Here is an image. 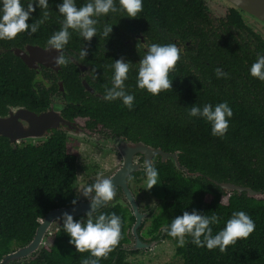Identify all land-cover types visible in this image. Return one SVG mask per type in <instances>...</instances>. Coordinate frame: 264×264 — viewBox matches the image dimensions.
<instances>
[{
    "label": "trees",
    "instance_id": "trees-1",
    "mask_svg": "<svg viewBox=\"0 0 264 264\" xmlns=\"http://www.w3.org/2000/svg\"><path fill=\"white\" fill-rule=\"evenodd\" d=\"M28 2L21 0L25 8ZM87 2L75 0L77 7ZM48 3L50 16L35 34L21 33L11 41L0 40V114H5L8 107L15 105L38 112L48 104L41 80L36 79L38 75L10 50L25 43L44 47L53 32L59 30L56 6L62 0H48ZM116 4L119 6V0ZM42 12L37 8L27 23L41 18ZM211 20L203 0H143V10L136 19H128L120 13L100 17L97 36L91 41H84L72 32L65 54L88 66L90 77L96 76L93 78L94 87L102 96L85 93L79 69L69 63L61 66L59 72L67 100L62 111L67 117L72 114L88 116L94 124L108 127L131 141H142L166 152H177V161L186 171L177 170L170 159L153 161L158 171L157 200L154 210L148 213H151L148 224L144 226L141 222L137 230L140 239L142 236H148L149 241L160 236L173 239L163 229L183 212L191 213L193 210L208 216L214 212L220 217V222L211 226L215 235L225 227L233 212L243 211L255 223V229L247 239L238 240L222 254L219 249L197 248L191 243V237H186L188 242L184 247L177 245L175 255L181 259V264H264V200L250 198L244 192L239 195L235 191L226 192L216 184L230 182L264 192V118L252 116L251 106L235 102L228 91L225 95L233 115L223 137H213L210 124L202 118L188 116L193 105L203 109L210 102L209 97L220 98L215 73L218 67L209 56L206 61L210 65L203 61L206 38H210V42L219 49L221 45L218 43H222L223 48L230 45L234 33H247L256 40L255 51L262 53L264 41L245 26L239 11L233 7L218 20L217 28L221 33L211 25ZM106 24L113 27L107 39L101 35ZM132 29L142 33L151 43L160 45L169 44L174 37L194 42L195 50L189 51L188 55L196 68L195 72H190L186 62L188 57L180 58L175 66L176 72L169 74L171 90L153 97L146 90L137 89L138 65L131 64L128 79L124 82L125 91L134 95L130 111L122 106L121 100L106 102L102 97L105 88L112 86L113 63L121 57L126 62L120 48ZM83 47L88 50V55L80 60L79 51ZM212 52L216 54L217 50L212 49ZM245 60L250 61L251 58L246 55L231 67L236 71L249 69L250 64ZM93 68L96 69L95 74L91 71ZM210 68H213V73ZM202 74L204 80L209 79L207 82L200 80ZM55 89L56 84H53L50 90ZM66 142L67 137L57 130L44 139L18 143H10L6 137L0 136V259L28 243L39 220L49 210L72 205L71 201L77 200L73 189L76 151ZM137 174L145 175L144 169L134 172L130 178ZM224 196L226 201L223 203L221 198ZM112 213L121 217V240L107 259H100L99 264H135L126 260L128 254L137 251L127 246L128 230L134 221L129 207L114 201L94 212L93 219L100 214ZM73 219L86 222L87 216L80 214ZM62 225L60 218L57 226L44 238L39 251L8 264H81L82 259L90 257V253H77ZM47 239L50 241L48 244Z\"/></svg>",
    "mask_w": 264,
    "mask_h": 264
},
{
    "label": "clouds",
    "instance_id": "clouds-1",
    "mask_svg": "<svg viewBox=\"0 0 264 264\" xmlns=\"http://www.w3.org/2000/svg\"><path fill=\"white\" fill-rule=\"evenodd\" d=\"M60 28L53 32L47 40L46 50H54L59 53L53 63L57 66H67L74 59L65 54L72 32H75L84 41H91L97 36V24L99 18L109 13H120L128 19H136L138 13L143 10V0H88L87 3L77 7L75 0H62L57 6ZM42 9V17L29 24L32 13L36 9ZM48 0H29L25 8L21 0H0V40L11 41L18 34L27 33L29 36L35 34L40 25L50 16ZM112 25H105L102 37L108 38L112 32ZM146 52L138 63L136 87L138 90H146L148 94L155 97L162 91L171 90L172 80L169 74L175 71V66L180 60V49L174 43L160 45H144ZM88 50L82 48L79 51V59L84 60ZM131 63L125 62L121 57L116 60L112 67L114 74L111 78V87L105 88L102 97L106 102L121 100L122 106L130 111L133 108L134 95L125 91V81L128 79ZM96 73V69H91ZM217 78L227 77V73L220 68L215 70ZM250 75L260 81H264V55L258 54L256 62L250 67ZM95 79L96 76L93 75ZM41 80V76L36 77ZM233 115L232 109L227 102L217 104L214 108L206 104L203 109L193 105L188 111V116L198 117L205 120L211 126L213 137H223L229 128V118ZM146 189L150 190L157 185L158 171L150 159L144 162ZM100 173L94 184L84 187L82 195L89 198V211L86 222L74 221L73 216L64 213L62 229L70 237L69 243L75 247L77 253L89 252L90 257L84 258L81 264H99L100 259H107L108 255L115 250L121 240V217L112 214H100L93 219V213L100 207L106 206L115 198V187L111 179L102 178ZM72 205L77 200L71 201ZM220 217L214 212L211 216L202 215L196 210L191 213L185 211L181 216L174 218L170 225L163 230L167 235L177 241L178 247H184L188 242L186 237H191V243L197 248H206L208 251L219 249L225 253L228 247L234 246L238 240L247 239L255 229V223L251 217L243 212L232 213L225 227L213 235L212 225L218 224Z\"/></svg>",
    "mask_w": 264,
    "mask_h": 264
},
{
    "label": "water",
    "instance_id": "water-1",
    "mask_svg": "<svg viewBox=\"0 0 264 264\" xmlns=\"http://www.w3.org/2000/svg\"><path fill=\"white\" fill-rule=\"evenodd\" d=\"M235 9L251 16L264 25V0H224ZM12 53L17 56L28 68H35L38 64L57 71V67L53 61L59 53L54 50H46V46L27 44L23 49L10 48ZM82 70L83 65H79ZM61 84V82L59 83ZM87 87V85L85 84ZM74 122L67 121L59 114L58 109L48 108L45 111H31L23 106L15 105L8 107L5 114H0V136L6 137L10 143H18L20 141H34L44 139L51 134V130L61 129L66 131V136L82 139V131H78L80 135H76L69 131ZM121 157V165L116 168L108 179L112 180L115 190L119 188L133 216V223L130 226V234L133 237L129 249L137 250L149 247L162 240L161 236L150 242H143L137 232L142 220L148 215L149 211L140 212L137 202L132 195L127 177L137 170L139 166L144 168V162L152 156H158L161 161L170 159L173 166L180 170L186 171L177 161V152H166L159 148L152 147L142 141H131L123 137L114 138L111 141ZM144 156L143 162L134 163L135 155ZM216 184L226 192L235 191L237 195L244 192L246 196L257 200H264V192L253 190L249 187L238 186L230 182H216ZM110 202L107 203V205ZM90 200L77 199L76 205L62 206L49 210L43 218L38 222L34 235L31 240L23 246L5 254L0 259V264H8L12 261H21L30 257L33 253L40 250L44 238L57 226L59 219L64 213H68L73 217L80 214H87L89 211ZM103 207V206H102ZM101 208V207H100ZM99 208V209H100Z\"/></svg>",
    "mask_w": 264,
    "mask_h": 264
},
{
    "label": "flooded vegetation",
    "instance_id": "flooded-vegetation-1",
    "mask_svg": "<svg viewBox=\"0 0 264 264\" xmlns=\"http://www.w3.org/2000/svg\"><path fill=\"white\" fill-rule=\"evenodd\" d=\"M204 5L206 7V12L210 16V18H212L211 25L213 27H216V28H217L219 18L224 17L226 15V12L228 11V9L230 7H232L231 5H229L227 3L225 6V7H228L226 9V12L219 17H215V16H211L205 2H204ZM216 7H223V6L218 5ZM237 11H239V10H237ZM239 14H240V17L242 18V20H243V17H242L243 15L252 18L251 16H249V15H247L241 11H239ZM252 19L254 21L260 23L262 26H264L261 22L257 21L256 19H254V18H252ZM243 22H244V20H243ZM244 24H245V22H244ZM245 26L253 34L258 35L261 38V40L264 41V39L259 34L252 31L249 26H247L246 24H245ZM217 31L219 33H221V30L218 29ZM128 35H129V37L125 41H123L122 47L120 48L121 54L126 59V62L129 61V63H131V64L135 63L138 65L140 59L143 58V56L146 52V48L143 47L141 44L150 45L153 43L146 40V38L144 37V35L142 33H140L139 31H133V29L128 31ZM226 39L231 40L232 38H226ZM229 42H230V45L226 48H223L224 45H222V43H218V46L221 45V47L218 49V48H216V46L212 42H210V38L209 39L206 38L205 45L203 47V50H204L203 61L207 65H210L209 62L206 61V58L209 56L210 58H212V60H214V66H217L218 68H220L222 70V72L227 73L226 78L223 76L220 78H217L218 85H219L220 91H221L220 92V98L218 99V97L217 98L216 97H209L210 102H208V104L217 105V104L222 103V102H227L228 97H226L225 94H226V91H228L230 94H232V96H233L232 99L235 102H237V103L245 102L251 106V115L252 116L263 119L264 118V81H260L256 78L251 77L250 67L254 62H256L257 55L258 54L264 55V53L255 51L256 46H257L256 40L253 36H251L247 33H244L241 35H236L234 33V39L232 41H229ZM170 43L176 44V46L180 49V58L185 59L188 57V60H186V62L189 65V71L195 72L196 64L189 59L190 54L188 55V52L189 51L193 52L195 50L196 44L194 42L189 41V40L181 41L180 38H178V37L171 38ZM25 45H27V44L25 43V44H22L20 47H12V48L23 49ZM212 49H216L217 53L214 54L212 52ZM225 49L229 50V51H225ZM246 55L249 56L251 58V60H254L251 63H249L251 60L250 61H247V60L244 61L245 63L250 64L249 69H244V71H241L240 69H238L236 71L235 68L231 67V65H234V67H235L236 61L245 57ZM68 56L70 58L74 59L71 55H68ZM72 63L75 64L77 66V68L79 69V76H80V83L82 85V90L85 93L91 94L93 96L101 97L102 95L100 94V92H98L97 89H95V87H94L95 83H93V81H94L93 78L90 77V72L88 70V66L83 64V63L78 62L76 59H74V62H72ZM79 65H83L84 68L81 70L79 68ZM60 67L57 71H54V70L50 69L49 67H44L43 65H40V64H38L35 68H29V69H32L36 75H39L42 77L41 86L44 88V90L47 94V97H48L47 106L43 110H40V111H45L48 108L58 109L59 114L62 118L66 119L67 121L75 123L69 129L70 132L75 133L76 135H80L81 133L79 134L77 129L79 131H82L81 137H83L82 138V139H84L83 141L93 142V143L98 142V144H99V142L105 141V143L102 145H104L105 147H108V148H112V150H115L116 154L119 156L120 164L118 165V167H120L121 162H122L120 154L118 153V151L115 148L113 143H112L111 147H110V145H111V141L114 138H117L120 136L123 137L122 135H119V134L112 132V130L110 128L102 126L101 124H98V123L94 124L89 119L88 116L79 115V114H72L71 116L67 117L64 115L62 110L65 109L67 100L65 99V96H64L65 95V89L62 86V80L59 77V75H60L59 72L61 70ZM209 71L211 73L214 72L213 68H210ZM174 72H176V69H175V71H173V73ZM194 75L196 77L198 76L196 74H194ZM204 77L205 76L203 74L200 77V80L203 81V83L207 82L209 80L208 78L204 80ZM86 78H88L89 81ZM60 82H61V84H59ZM53 84H56V89L50 90V88L53 86ZM85 84L87 85V87L85 86ZM85 96H87V95L85 94ZM213 98H215V100H213ZM56 130L63 132L64 135L66 136V131H63L61 129H56ZM52 131L53 130H51L50 132H52ZM123 138H126V137H123ZM157 158L159 159L158 156H152L150 158V160L153 163V161H155ZM143 159H144V156L137 154L134 156L133 162L134 163H140V162H143ZM139 168L140 169L137 171L144 169V168H141V166H139ZM110 175L107 177V179L110 177ZM137 175H139V174H137ZM131 176H132V174L127 177L129 189H130L129 182L136 175H134L132 178H130ZM240 186H242V185H240ZM115 193H116L115 197L118 196L117 194L121 193L119 188H117L115 190ZM123 198H124V196H123ZM115 200H116V198H114L112 201H110V203L114 202ZM126 205H127V203H126ZM155 206H156V203L153 204V206L151 205V207L148 209V211H150L151 209L153 211ZM139 211L145 212L142 210H139ZM149 215H147L146 217H150ZM128 232H129V230H128ZM129 237L132 238L131 239V241H132L133 237L130 234V232H129ZM141 240L143 242H147L150 239L148 236H142Z\"/></svg>",
    "mask_w": 264,
    "mask_h": 264
},
{
    "label": "rangeland",
    "instance_id": "rangeland-1",
    "mask_svg": "<svg viewBox=\"0 0 264 264\" xmlns=\"http://www.w3.org/2000/svg\"><path fill=\"white\" fill-rule=\"evenodd\" d=\"M211 16L219 17L226 12L228 7L223 0H204ZM222 5L223 7H216ZM243 20L250 29L259 34L264 39V26L254 21L252 18L243 15ZM67 137V146L72 147L76 151V180L74 183V192L77 199L89 200L82 195V190L91 184H94L100 173H103L102 178H107L120 164L119 156L112 148L105 147L103 142H86L84 139ZM112 146V142L110 147ZM130 190L138 204L139 210L148 211V209L156 203L158 192L157 185L153 186L150 190L146 189L145 175H136L129 182ZM115 202L126 205V202L121 193L117 194ZM221 201L224 203L226 197H222ZM150 217L142 220L144 226L149 222ZM143 226V227H144ZM130 246L132 241L129 237ZM50 241L47 239V244ZM150 242V241H147ZM177 241L174 239H162L149 247L137 249L134 254H128L126 260L135 264H181V259L175 255V248Z\"/></svg>",
    "mask_w": 264,
    "mask_h": 264
}]
</instances>
